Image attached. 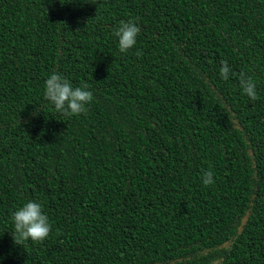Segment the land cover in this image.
Segmentation results:
<instances>
[{"label":"trees","instance_id":"trees-1","mask_svg":"<svg viewBox=\"0 0 264 264\" xmlns=\"http://www.w3.org/2000/svg\"><path fill=\"white\" fill-rule=\"evenodd\" d=\"M50 2L0 0V264H264V0ZM52 72L84 113L45 100ZM28 200L43 242L11 234Z\"/></svg>","mask_w":264,"mask_h":264},{"label":"clouds","instance_id":"clouds-1","mask_svg":"<svg viewBox=\"0 0 264 264\" xmlns=\"http://www.w3.org/2000/svg\"><path fill=\"white\" fill-rule=\"evenodd\" d=\"M83 3L91 2L83 0ZM139 34L140 27L133 19L121 21L112 33L121 53H127L136 46ZM230 71L227 63L223 62L220 75L227 80ZM239 87L243 95L253 100L256 99L257 85L251 78L241 74ZM43 96L57 114L68 117L84 113L93 100V93L87 85L74 86L68 78L59 72H52L48 75L43 85ZM40 114L39 108L31 113L33 118ZM201 180L204 186L213 184V173L211 171L204 172ZM11 220L14 229L11 234L14 242L23 240L43 242L49 237L52 230L49 217L44 212V206L38 200H28L17 207L12 212Z\"/></svg>","mask_w":264,"mask_h":264}]
</instances>
